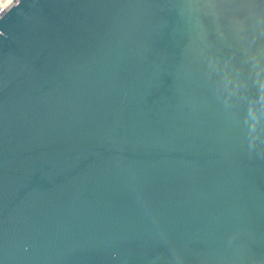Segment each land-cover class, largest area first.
<instances>
[{"label": "water", "instance_id": "95a60500", "mask_svg": "<svg viewBox=\"0 0 264 264\" xmlns=\"http://www.w3.org/2000/svg\"><path fill=\"white\" fill-rule=\"evenodd\" d=\"M0 264H264V0L9 8Z\"/></svg>", "mask_w": 264, "mask_h": 264}, {"label": "built area", "instance_id": "2783aa9c", "mask_svg": "<svg viewBox=\"0 0 264 264\" xmlns=\"http://www.w3.org/2000/svg\"><path fill=\"white\" fill-rule=\"evenodd\" d=\"M18 0H0V17Z\"/></svg>", "mask_w": 264, "mask_h": 264}]
</instances>
